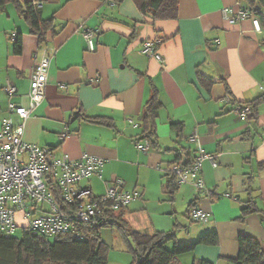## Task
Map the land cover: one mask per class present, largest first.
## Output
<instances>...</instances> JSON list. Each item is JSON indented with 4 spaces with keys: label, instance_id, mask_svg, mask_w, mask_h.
<instances>
[{
    "label": "crops",
    "instance_id": "1",
    "mask_svg": "<svg viewBox=\"0 0 264 264\" xmlns=\"http://www.w3.org/2000/svg\"><path fill=\"white\" fill-rule=\"evenodd\" d=\"M20 1L42 2L39 14L42 20L54 17L58 34L49 33L41 44L13 5L0 11V126L8 117L20 122L8 105H28L34 65L44 47L54 49L45 99L25 123L26 142L53 149L55 157L103 159L101 177L90 176L82 185L98 197L105 181L123 179L126 190L142 194L124 210L136 232L151 235L176 228L177 240L194 243L217 231L218 246H199L180 256L179 264L196 259L224 264L222 258L238 256L240 236L256 238L264 248V22L252 15L231 24L223 15L225 8L248 10L249 2L180 0L177 19L153 25L144 22L133 0L120 6L97 0ZM87 29L95 32L94 51L84 37ZM14 32L23 44L20 55L14 53ZM150 39L162 40L164 63L142 54ZM8 84L17 88L13 97L5 91ZM155 92L161 104L154 124L159 148L145 153L137 142L146 141L143 114ZM253 102L252 115L243 118L237 107ZM77 113L110 118L114 127L87 123ZM195 133L204 151L217 156L218 167L207 160L201 167L209 196L199 199L194 185L182 184L171 197L167 176L177 161L188 162L186 154L193 157L196 147L189 137ZM251 198L260 212L241 222L242 208ZM195 200L209 221L187 228L184 213L188 217ZM112 232L118 250L124 252L125 244L130 250L119 257L109 253V262L131 264L130 243L117 229Z\"/></svg>",
    "mask_w": 264,
    "mask_h": 264
},
{
    "label": "built area",
    "instance_id": "2",
    "mask_svg": "<svg viewBox=\"0 0 264 264\" xmlns=\"http://www.w3.org/2000/svg\"><path fill=\"white\" fill-rule=\"evenodd\" d=\"M41 8L43 3H35ZM229 13H233L229 17ZM224 18L231 24L251 17L248 10L223 9ZM256 29H260L254 19ZM95 32L87 29L84 37L88 49L94 51L93 37ZM17 33L12 34L15 39ZM161 39L146 40L142 54L159 63H164V57L159 51ZM42 58L38 60L30 76L28 105L22 106L9 103L8 111L20 118L15 123L12 117L5 118L0 126V234L6 237L14 235L18 228L44 237L57 234H71L74 238L83 239L85 233L79 230L83 224L94 226L106 223L105 212L125 208L139 199L138 192L124 189L125 181L115 179L104 182V193L94 198L93 191L81 184L88 177H101L105 161L99 157L84 154L81 159H73L68 154L54 156L53 150L31 144L24 140L25 123L32 116L33 111L43 103L48 84L51 63L55 55L54 49L44 47ZM8 96L13 97L17 88L13 84L5 87ZM243 118L252 115L249 107H237ZM66 134L63 135V138ZM189 142L195 145L194 162L191 166L175 164L171 172L176 176L177 183L192 184L202 194H207L201 167L205 160L213 167H218L217 156L204 151L200 145L197 133L189 137ZM137 148L142 152H149L151 144L148 140L144 144L137 142ZM54 179L62 193L64 201L74 205V213L67 214L61 210L47 180ZM41 214L35 218L34 215ZM192 221L207 223L209 215L200 207H192L189 212Z\"/></svg>",
    "mask_w": 264,
    "mask_h": 264
},
{
    "label": "trees",
    "instance_id": "3",
    "mask_svg": "<svg viewBox=\"0 0 264 264\" xmlns=\"http://www.w3.org/2000/svg\"><path fill=\"white\" fill-rule=\"evenodd\" d=\"M97 1L109 2L115 6H120L126 0ZM133 1L145 18L144 22H150V24L152 23L154 25L161 20H175L178 18L180 0ZM246 1L250 4L248 11L251 13V16L256 15L264 22V0ZM8 5H13L17 12L23 16L29 25L30 33L37 36L41 44L47 41L49 33L53 36L58 34L55 29L54 17L53 20H42L39 9H37L34 2L23 3L20 0H0V11L5 12ZM13 41L15 45L14 53L15 55H20L23 50L21 38L17 35ZM162 44L163 43H161V45ZM253 104H255V102L245 103L246 106L240 105L238 107L244 108L250 106L251 109L254 110ZM160 107L161 104L155 92L145 106L143 114L144 130L141 135L142 138L150 141L152 149L159 148L154 124L155 120L158 118ZM76 115L90 124L109 128L114 127V121L110 118L89 117L81 113H77ZM173 127L179 126L173 124ZM189 154L190 153L186 154L189 160L187 163H184L183 166L188 167L193 164L195 157L194 155L191 157L192 153L191 155ZM176 163L182 165L179 161ZM260 168H264V162L260 164ZM170 173L171 174L167 176L166 191L172 197L178 191L179 184L177 183L176 176L171 170ZM46 183L49 189L54 192L55 199L61 210L67 214L74 213L75 206L69 205L64 201L57 182L51 179L47 180ZM125 187L124 189H126ZM139 195H141L140 198H142V194ZM203 196L205 195L199 192V199ZM99 197L100 196L96 197L94 195V198ZM197 206L196 200L191 202L188 206V217L191 221L192 219L189 216L190 209ZM127 207L106 211L105 216L107 221L106 223H102V225H81L79 230L86 235L83 239H77L71 234L65 233L57 234L52 237H44L27 232L24 229V236L22 239H17L13 236L6 237L0 234V264H111L108 260L110 247L102 240L101 236V231L103 229H117L123 239L130 243L133 255L131 264H179L180 256L194 253L199 246H218L219 244V235L217 231H210L203 234L196 242L185 244L178 243V229L176 228L170 231H156L151 235L136 232L130 228L128 222L124 219V210ZM259 212L260 210L258 209L255 199L251 198L242 208L241 222H245L247 216ZM192 222L202 223L197 221ZM222 260L224 264H264V248L262 243L256 238L240 236L238 256L235 258H222ZM193 264L217 263L205 259H196Z\"/></svg>",
    "mask_w": 264,
    "mask_h": 264
},
{
    "label": "rangeland",
    "instance_id": "4",
    "mask_svg": "<svg viewBox=\"0 0 264 264\" xmlns=\"http://www.w3.org/2000/svg\"><path fill=\"white\" fill-rule=\"evenodd\" d=\"M84 182H82L83 184ZM81 184V185H82ZM83 186V185H82ZM98 192L101 194V192L103 193L104 192V189L103 188H99L98 189ZM41 214H37V215H34L33 218L39 216ZM184 222H185V226L187 228H194V227H201L203 226L204 224L203 223H193L190 219H188L187 217V213L185 212L184 213ZM116 231V229H114ZM102 235H103V238L105 237L107 242H108V245L111 247V249L109 250V253L112 255V257H116L118 256V254L121 252L120 250H118L120 247L119 245H116L115 243V238H114V234L112 232V229H103L102 231ZM24 236V232H23V228H18L16 230V232L14 233L13 237L17 238V239H22ZM185 239V238H184ZM178 243L179 244H185V243H181V242H186L185 240L182 241V238L181 237H178ZM122 250L124 252H126V254H128V251L130 250L129 249V246L127 244L124 245V247H122ZM124 252H121V253H124ZM119 257V256H118Z\"/></svg>",
    "mask_w": 264,
    "mask_h": 264
}]
</instances>
